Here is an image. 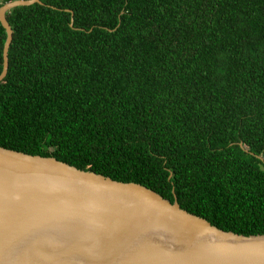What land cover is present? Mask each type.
Returning a JSON list of instances; mask_svg holds the SVG:
<instances>
[{
	"label": "trees",
	"instance_id": "trees-1",
	"mask_svg": "<svg viewBox=\"0 0 264 264\" xmlns=\"http://www.w3.org/2000/svg\"><path fill=\"white\" fill-rule=\"evenodd\" d=\"M40 1L6 13L0 147L264 234V0Z\"/></svg>",
	"mask_w": 264,
	"mask_h": 264
},
{
	"label": "water",
	"instance_id": "water-1",
	"mask_svg": "<svg viewBox=\"0 0 264 264\" xmlns=\"http://www.w3.org/2000/svg\"><path fill=\"white\" fill-rule=\"evenodd\" d=\"M34 3L0 6V81L6 13ZM0 264H264V234L223 231L140 184L0 147Z\"/></svg>",
	"mask_w": 264,
	"mask_h": 264
}]
</instances>
